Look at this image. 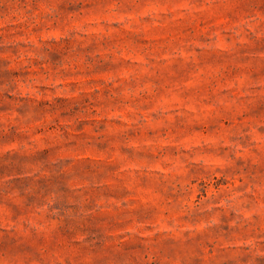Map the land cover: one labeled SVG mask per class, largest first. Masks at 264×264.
Returning <instances> with one entry per match:
<instances>
[{
	"label": "rangeland",
	"instance_id": "374dc122",
	"mask_svg": "<svg viewBox=\"0 0 264 264\" xmlns=\"http://www.w3.org/2000/svg\"><path fill=\"white\" fill-rule=\"evenodd\" d=\"M0 264H264V0H0Z\"/></svg>",
	"mask_w": 264,
	"mask_h": 264
}]
</instances>
